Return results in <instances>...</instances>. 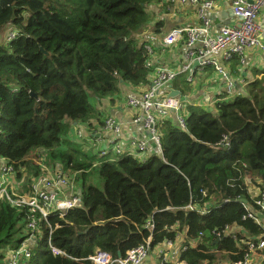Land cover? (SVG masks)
Segmentation results:
<instances>
[{
    "label": "trees",
    "instance_id": "obj_1",
    "mask_svg": "<svg viewBox=\"0 0 264 264\" xmlns=\"http://www.w3.org/2000/svg\"><path fill=\"white\" fill-rule=\"evenodd\" d=\"M158 1L0 0V32L14 35L0 41V157L35 175L60 166L81 198V207L49 217L51 243L63 254L47 248L42 222L29 264H93L88 257L96 251L123 257L147 240L154 251L180 236L178 260L222 264L243 260L246 240L264 242L262 225L247 216L258 206L246 182L264 186V68L244 93L211 110L187 105L184 128L165 118L161 155L100 156L91 135L68 136L74 122L89 133L102 129L109 116L96 113L93 99L119 95L121 82H148L150 53L136 34ZM233 226L235 237L224 234ZM25 234L26 209L0 201V264L1 249L18 246ZM261 254L264 264V246Z\"/></svg>",
    "mask_w": 264,
    "mask_h": 264
},
{
    "label": "built area",
    "instance_id": "obj_2",
    "mask_svg": "<svg viewBox=\"0 0 264 264\" xmlns=\"http://www.w3.org/2000/svg\"><path fill=\"white\" fill-rule=\"evenodd\" d=\"M173 1V0H167ZM181 3L188 2L192 5H198V15L201 19V25L196 27H174L166 33L162 39V48L180 44V58L172 62H164V64L156 65L150 75L145 86L140 89L136 95L128 94L125 102L129 107L136 110L132 121L141 123L149 132V140L130 137L127 145L121 143L122 131L120 124L112 117L104 120L102 130L108 133L109 142L101 146L98 142L100 156L107 154H123L128 153L139 159L147 149V141L154 144L156 148L161 150L159 138V125L167 117L171 111L176 113V123L185 127V113L187 105H197L190 102L185 96H167L168 88H172L173 82L180 78L186 84H193L194 70L202 73L208 68L216 73L224 82L225 87L217 98L209 105L212 109L217 101L226 100L234 96V80L229 76L228 70L222 64L231 60L234 56H243L244 52L249 48H256L264 52V25L258 22V15L264 5V0H225L227 1L236 18V22L232 25H220L216 30L210 24L206 13L211 11L216 0H179ZM13 34H8L9 38H13ZM145 48L150 51V46L144 44ZM161 48V49H162ZM220 53V60L215 54ZM194 62H197L196 66ZM222 62V63H221ZM150 65V62H149ZM185 88V86H183ZM189 87L186 86V89ZM85 134L83 130L76 131L77 139H81ZM100 138V133L94 134ZM91 135V136H94ZM103 136V135H101ZM100 145V146H99ZM229 142L225 140L223 146H228ZM97 148V144L95 145ZM37 157L39 154L36 153ZM161 155V153H160ZM40 163V162H39ZM49 167L40 174H33L26 171L25 168L15 170L12 164L4 158L0 157V201L7 202L16 208L26 209V234L18 244L14 247H4L1 249L3 255L1 264H29L32 256V247L37 245L38 238L41 236L40 224L46 223L48 227L47 248L53 254H63L61 250L51 243V232L53 227L49 223V217L57 215L63 217L64 214L73 208L81 207V198L78 186L73 179L69 177L68 172L62 171L59 167ZM21 172V176L18 174ZM255 204L258 209H249L248 217L252 218L256 223L262 225L264 230V186L254 185L253 188ZM186 209L192 210V205H187ZM204 212V209L201 210ZM58 226V225H55ZM151 226H149L150 228ZM234 228L226 227L224 234L231 233L235 237ZM219 236V234H217ZM244 242V240H242ZM247 244L249 252L245 254L244 259L236 262H228L222 264H261L263 257L261 249L264 242L259 240L256 244L251 240L244 242ZM174 242L165 240L164 243L157 247L159 262H171V264H185L180 260H171L168 249L172 247ZM150 240L145 244H141L129 251L123 257L112 258L106 253L96 251L88 257L93 264H143L147 256H149L148 248ZM184 249V247H182ZM154 250V251H155Z\"/></svg>",
    "mask_w": 264,
    "mask_h": 264
},
{
    "label": "crops",
    "instance_id": "obj_3",
    "mask_svg": "<svg viewBox=\"0 0 264 264\" xmlns=\"http://www.w3.org/2000/svg\"><path fill=\"white\" fill-rule=\"evenodd\" d=\"M147 10L150 14V21L144 26L143 30L136 34V36L138 39L140 38L141 42L143 41L147 46H150L151 53L148 61L150 62L149 66L151 67L152 72L156 65L164 64L166 61L172 62L175 60H181L180 44L167 46L165 48L161 47L164 35L174 27L200 26L201 19L198 15V5H192L188 2L181 3L179 0H173L170 2L167 0L158 1L149 5ZM206 15L215 30L220 25H232L236 22L232 8L225 0H216L213 9L208 11ZM258 22L261 25H264V5L259 12ZM149 27L150 29H148ZM146 31L150 34H145ZM262 41L264 43V36ZM215 57L220 60V53L217 52ZM237 59L238 62H236ZM222 64L228 70L229 76L234 80L235 86L233 94L235 96L237 93L245 92V86L249 80L261 77V74H257V72L258 70L260 71L264 68V52L256 48H249L244 52L243 56H234L231 60L223 62ZM194 72L195 75L193 84H186L182 78H180L178 81L175 80L173 82L172 89L178 91L176 96H185L190 102L196 103L197 106L209 108V110H211L209 105L223 91L225 82L217 76L211 68H208L202 73L197 72L196 69ZM145 85L135 87L121 82L119 84V95L114 96L112 99L103 98L101 100H92V106L96 113L101 114L104 117H112L120 124L122 131L121 143H123V146L128 144L130 137L149 140V132L143 127V125L132 121L136 110L129 107L125 102V95H136L139 93L140 89L143 88L142 86ZM183 86H185V88ZM186 86L191 88L190 92L187 91ZM169 117L175 119L176 113L171 111ZM90 121L93 125L95 124V120L91 119ZM79 129L85 132V134L80 138L86 139L90 135H94L96 133L103 135H100V138L94 135L92 136L93 138L91 137L92 140L88 139L89 144H97V149L98 142L102 143L101 146H103V144H106L107 146L106 142H109V137L107 138L108 133L99 129V127L95 133H89L86 125L81 123L77 124L74 122L70 126V132L73 140H81L76 137V131ZM152 154L159 153L157 152V148L154 144L147 141V149L143 152V154H140L139 157L145 159ZM246 182L249 187L250 195H252V193L254 194V185H251L248 178L246 179ZM234 230H236V228H234ZM181 243L182 236H180L179 240L168 249L171 260L174 261L178 259ZM158 262L159 258L155 250L150 252L143 264H157Z\"/></svg>",
    "mask_w": 264,
    "mask_h": 264
},
{
    "label": "rangeland",
    "instance_id": "obj_4",
    "mask_svg": "<svg viewBox=\"0 0 264 264\" xmlns=\"http://www.w3.org/2000/svg\"><path fill=\"white\" fill-rule=\"evenodd\" d=\"M151 17H152V16H151ZM150 27H151V26H150ZM150 27H149L148 29H150ZM152 28H153V27H152ZM152 28H151V30H152ZM8 34H9L8 30L3 29V30L0 32V41H1V42L5 41V40H6V37H8ZM145 34H150V33H147V31H146ZM216 78H217V77H216ZM217 80H218V78H217ZM187 91L190 92V91H191V88H188ZM125 97H126V95H125ZM68 136H69L70 138H72V135H71L70 130H69V135H68ZM88 149H89V148H85V150H88ZM35 155H36V153H32V155H31L29 158H30V159L33 158V160H35L36 162H40V158L36 157ZM34 157H36V158H34ZM49 167H50L49 165H48V166H43V167H42L43 172L46 173V172H45V169H48ZM59 167H60V166H59ZM51 168H53L52 170H55L54 166H52ZM91 181H92L95 185L101 187V181H100L96 176L93 175V177H91ZM251 185H252V184H251Z\"/></svg>",
    "mask_w": 264,
    "mask_h": 264
},
{
    "label": "water",
    "instance_id": "obj_5",
    "mask_svg": "<svg viewBox=\"0 0 264 264\" xmlns=\"http://www.w3.org/2000/svg\"><path fill=\"white\" fill-rule=\"evenodd\" d=\"M41 51L42 52H44V53H46L43 49H41ZM197 65V62H194V65L193 66H196ZM120 82H121V80H120ZM168 93H167V96H176L177 94H178V91L177 90H174V89H172L171 87L170 88H168ZM30 95L32 96V97H36V94L35 93H30ZM157 152L160 154H162V151L161 150H159L158 148H157ZM243 202H245V200H242ZM148 252H149V254H150V252H151V248H148ZM118 256H120V254H118Z\"/></svg>",
    "mask_w": 264,
    "mask_h": 264
}]
</instances>
